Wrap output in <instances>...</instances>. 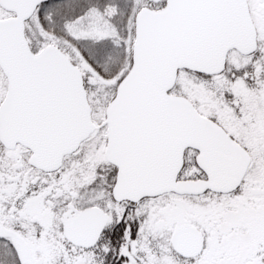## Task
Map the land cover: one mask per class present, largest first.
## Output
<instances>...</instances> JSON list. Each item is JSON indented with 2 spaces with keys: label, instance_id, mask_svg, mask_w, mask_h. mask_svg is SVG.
<instances>
[{
  "label": "snow or ice",
  "instance_id": "6c2138e0",
  "mask_svg": "<svg viewBox=\"0 0 264 264\" xmlns=\"http://www.w3.org/2000/svg\"><path fill=\"white\" fill-rule=\"evenodd\" d=\"M0 264H264V0H0Z\"/></svg>",
  "mask_w": 264,
  "mask_h": 264
}]
</instances>
